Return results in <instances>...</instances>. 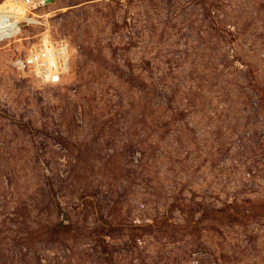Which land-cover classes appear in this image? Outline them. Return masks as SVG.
<instances>
[{"label": "rangeland", "instance_id": "obj_1", "mask_svg": "<svg viewBox=\"0 0 264 264\" xmlns=\"http://www.w3.org/2000/svg\"><path fill=\"white\" fill-rule=\"evenodd\" d=\"M39 13L0 41V264H264V0ZM43 34L57 84L13 65Z\"/></svg>", "mask_w": 264, "mask_h": 264}, {"label": "built area", "instance_id": "obj_2", "mask_svg": "<svg viewBox=\"0 0 264 264\" xmlns=\"http://www.w3.org/2000/svg\"><path fill=\"white\" fill-rule=\"evenodd\" d=\"M52 0H4L0 6V41L15 38L25 26L42 23L39 13ZM36 36V35H35ZM71 47L64 39L43 34L41 42L19 54L13 65L28 70L42 82L57 84L69 69Z\"/></svg>", "mask_w": 264, "mask_h": 264}, {"label": "bare ground", "instance_id": "obj_3", "mask_svg": "<svg viewBox=\"0 0 264 264\" xmlns=\"http://www.w3.org/2000/svg\"><path fill=\"white\" fill-rule=\"evenodd\" d=\"M0 10H1V6H0Z\"/></svg>", "mask_w": 264, "mask_h": 264}]
</instances>
